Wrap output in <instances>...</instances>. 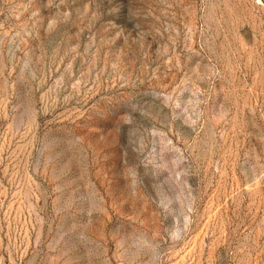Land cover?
<instances>
[{"label":"rangeland","instance_id":"rangeland-1","mask_svg":"<svg viewBox=\"0 0 264 264\" xmlns=\"http://www.w3.org/2000/svg\"><path fill=\"white\" fill-rule=\"evenodd\" d=\"M0 264H264V0H0Z\"/></svg>","mask_w":264,"mask_h":264}]
</instances>
